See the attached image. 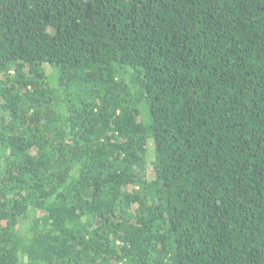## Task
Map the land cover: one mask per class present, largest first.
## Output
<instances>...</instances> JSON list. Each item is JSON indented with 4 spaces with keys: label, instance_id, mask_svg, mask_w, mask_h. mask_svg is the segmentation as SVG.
Segmentation results:
<instances>
[{
    "label": "trees",
    "instance_id": "1",
    "mask_svg": "<svg viewBox=\"0 0 264 264\" xmlns=\"http://www.w3.org/2000/svg\"><path fill=\"white\" fill-rule=\"evenodd\" d=\"M0 264H264V0H0Z\"/></svg>",
    "mask_w": 264,
    "mask_h": 264
}]
</instances>
